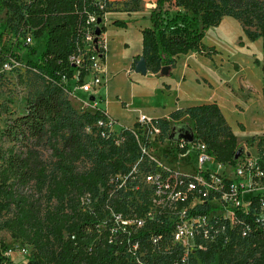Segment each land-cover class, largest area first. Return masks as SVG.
I'll return each instance as SVG.
<instances>
[{"label": "trees", "instance_id": "16d2710c", "mask_svg": "<svg viewBox=\"0 0 264 264\" xmlns=\"http://www.w3.org/2000/svg\"><path fill=\"white\" fill-rule=\"evenodd\" d=\"M6 4L16 13L22 8L16 0ZM86 8L90 0H36L26 5L34 37L44 41L37 59L29 64L44 84L37 95L27 98L23 112L6 118L1 131L8 145L0 147V215L10 211L11 216L0 221V228L29 247L27 264H135L127 253L128 236L112 235L105 220L111 207L128 211L125 201L109 194L108 179L110 173L129 168L127 163L136 157V140L129 134L123 149L115 147L97 125L104 117L102 108L74 107L62 78L72 76L68 57L85 26ZM224 16L239 19L249 38L261 37L264 49V0H155L150 25L142 29L141 55L148 70L159 73L162 66L174 65L178 55L203 49L205 30L220 24ZM22 48L29 54L37 51L24 42ZM180 113L173 112L171 118ZM185 122L218 159H235L239 143L216 102L188 107ZM43 147L54 157L52 169L42 156ZM85 158L92 159L90 168L77 170ZM151 230L160 228L147 223L131 239L146 243ZM240 243L259 255L239 264H264V242L241 238L226 248L210 247L199 263L216 254L224 261L226 250ZM7 248L0 244V264ZM148 264L160 262L155 256Z\"/></svg>", "mask_w": 264, "mask_h": 264}, {"label": "built area", "instance_id": "2783aa9c", "mask_svg": "<svg viewBox=\"0 0 264 264\" xmlns=\"http://www.w3.org/2000/svg\"><path fill=\"white\" fill-rule=\"evenodd\" d=\"M35 1L16 0L22 5L16 13L6 4L8 0H0V8L4 4L0 9V55L9 51L11 58L4 63L9 69L18 60L20 41L33 42L35 28L26 5ZM110 2L90 0L85 26L68 57L74 68L72 76L62 77L69 93L74 94L77 88L92 93L95 100L86 103L94 109L98 107L96 93L107 80L103 31L97 46L94 39L96 27H102L98 18L107 19ZM102 111L104 117L97 123L102 136L121 149L129 134L137 143L136 157L127 163L129 168L110 173L108 179L109 194L125 201L128 211L111 207L105 220L112 235L128 236L127 253L135 264H148L155 256L160 264H195L210 247L226 248L237 238L253 244L264 242V137L239 145L241 152L233 161L220 160L196 136L190 142L171 141V129L165 131L160 118L141 113L133 127H126ZM172 161L179 166L171 165ZM139 193L143 202L134 206L133 198ZM150 222L160 230H151L146 243L131 239L132 233ZM15 250L26 254L29 247L22 244ZM13 251L8 247L3 252L6 258L2 264H12Z\"/></svg>", "mask_w": 264, "mask_h": 264}, {"label": "rangeland", "instance_id": "374dc122", "mask_svg": "<svg viewBox=\"0 0 264 264\" xmlns=\"http://www.w3.org/2000/svg\"><path fill=\"white\" fill-rule=\"evenodd\" d=\"M151 0H111L110 7L107 14V19L103 20L104 25L103 36L106 35V43L108 44V52L106 51L108 65L113 67L112 77L106 80V83L101 90L96 93L97 104L99 107L108 108L110 116H117V118L123 116V119L131 126L134 119L135 112H131L125 109V102L129 100L132 92L133 85H142L144 82L149 81L146 74L136 72L132 68V60L136 53L141 50V29L147 24V20L150 18L153 6L149 3ZM121 11V12H114ZM13 17V15H9ZM116 18H121L127 24H119L115 22ZM11 20V19H10ZM9 20V22H10ZM11 27V23H8ZM3 24H0V30ZM222 31V30H221ZM219 30H210L207 33L206 40L208 42H216L224 52L236 53V50L232 44H223L219 35ZM12 40V37L8 38V42ZM43 38L34 37L33 42L29 45L35 47L37 51L34 54H29L23 50V41H20L17 51L19 52L18 60L11 68L4 66V63L11 58L9 51L1 52L0 55V147H6L8 141L4 140L1 136V131L4 128L5 120L9 116L16 115L23 112L25 109V103L28 97L37 95L43 88L44 78L37 72L33 66L29 64V61L37 59V55L43 47ZM242 47L240 54L245 53L248 56L258 52V44L255 41L250 46H244L243 43L239 44ZM15 53V52H14ZM245 58V57H243ZM245 63V62H244ZM211 63L210 65H212ZM246 64V63H245ZM256 69L264 72V54L256 59ZM215 65L214 67H216ZM258 70V71H259ZM112 78V79H111ZM262 79L264 77L262 76ZM238 80V78H236ZM264 85V82H263ZM71 89V88H70ZM92 93H86L77 88L74 94L66 91V97L70 100L72 105L79 110H94L91 105L86 102ZM139 114V111L136 115ZM225 117L227 122L231 125L234 131L239 145H249L253 141L262 139L264 137V112L262 104L254 105L246 113L241 114L240 111L234 109L231 104L229 107H225ZM122 118V117H121ZM166 123L163 122L162 126L165 131H169L173 123L186 121V115L183 112L180 113L177 119L168 118ZM241 121L246 123V128L241 126ZM116 122L120 124L117 120ZM124 124V123H121ZM133 125V124H132ZM254 139V140H253ZM42 156L53 168L54 157L51 155L50 150L47 147L41 148ZM174 161V160H173ZM172 161L171 165L179 166ZM92 164L91 158H85L77 163V170L85 171L90 168ZM1 166V160H0ZM86 199V197L84 198ZM143 202V195L137 194L133 198L134 206L141 205ZM86 207H89L90 202L86 201ZM11 216L10 211H4L0 215V221ZM3 243L7 247L13 248L11 256L12 264H27L29 252L26 254H19L15 249L17 246L22 245L20 240L11 236V233L0 228V244ZM224 253V261L218 260L216 254L214 258L209 261L200 262L198 264H239L244 260H251L253 257L259 255V252H252L250 248L242 243L236 244L232 249H227ZM197 264V263H196Z\"/></svg>", "mask_w": 264, "mask_h": 264}, {"label": "crops", "instance_id": "0c3cea01", "mask_svg": "<svg viewBox=\"0 0 264 264\" xmlns=\"http://www.w3.org/2000/svg\"><path fill=\"white\" fill-rule=\"evenodd\" d=\"M153 3H155V0H151L149 4L153 5ZM110 9L112 8L110 7ZM115 20L120 21L124 25L127 24L121 18H116ZM195 24L197 27L200 26L199 23ZM148 25H150L149 20H147L146 26ZM142 29L141 50L135 54L134 60H132V68L134 69V61L142 53ZM210 30H219V35L222 39L220 41L226 45L232 44L236 47V53L224 52L216 42H208L206 38ZM255 41L258 44L259 53L256 52L250 56L245 53L240 54L242 49L241 46L239 47L240 43H243L244 46H250ZM106 46V51L108 52L107 43ZM204 46L203 49H194L178 55L169 75L161 76L159 73L148 70L146 75L149 81L144 82L142 85H133L131 96L125 102V109L135 112L133 114L135 117L132 120L133 125L129 126L131 122L125 121L123 116H121L122 118H117V116L112 115L111 117L117 120L120 125L133 127L136 124L137 116L141 113L160 119H168L173 112L177 111L186 115L188 107L203 102H216L224 117L225 107H229L231 104L241 114L246 113L257 104H262L264 112V79H262L264 72L261 71L260 73V70L256 69L255 64H253L257 58L264 54L262 38H249L239 19L232 16H224L220 24L205 30ZM106 51L103 61L108 80L112 77L111 69L113 67L108 65V54L106 55ZM211 63L214 65L212 64L213 66H211ZM215 65L217 66L214 67ZM99 108L105 110L110 116L107 107ZM138 111L139 114L136 115ZM240 123L243 128H246L244 121ZM229 126L232 130L230 124ZM232 132L234 133L233 130Z\"/></svg>", "mask_w": 264, "mask_h": 264}, {"label": "water", "instance_id": "95a60500", "mask_svg": "<svg viewBox=\"0 0 264 264\" xmlns=\"http://www.w3.org/2000/svg\"><path fill=\"white\" fill-rule=\"evenodd\" d=\"M98 22H101V18H98ZM102 28L100 26L96 27V34L97 36L95 37L94 41L96 43V46L98 45V38H99V34L101 33ZM135 63V71L136 72H140L142 74H146L148 71V66H147V61L145 56L141 55L139 58L135 59L134 61ZM172 66L171 65H164L162 66L159 74L161 76H167L170 74ZM90 100H95V96L91 95L89 96ZM195 137V131L194 129L191 127V125H189L187 122L184 121H180V122H176L173 124L172 128H171V132L169 134V139L173 142H177L180 139H184L187 142L193 141ZM241 152V149H239L236 153L237 157L239 155V153Z\"/></svg>", "mask_w": 264, "mask_h": 264}]
</instances>
